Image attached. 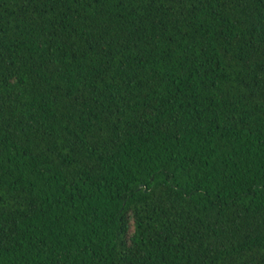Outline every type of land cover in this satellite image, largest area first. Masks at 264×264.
<instances>
[{"label":"trees","instance_id":"obj_1","mask_svg":"<svg viewBox=\"0 0 264 264\" xmlns=\"http://www.w3.org/2000/svg\"><path fill=\"white\" fill-rule=\"evenodd\" d=\"M0 264H264V0H0Z\"/></svg>","mask_w":264,"mask_h":264},{"label":"water","instance_id":"obj_2","mask_svg":"<svg viewBox=\"0 0 264 264\" xmlns=\"http://www.w3.org/2000/svg\"><path fill=\"white\" fill-rule=\"evenodd\" d=\"M140 189H143V186H142V187H140Z\"/></svg>","mask_w":264,"mask_h":264}]
</instances>
